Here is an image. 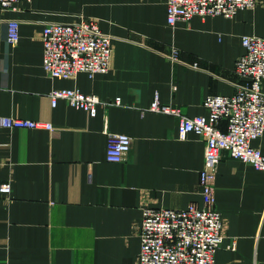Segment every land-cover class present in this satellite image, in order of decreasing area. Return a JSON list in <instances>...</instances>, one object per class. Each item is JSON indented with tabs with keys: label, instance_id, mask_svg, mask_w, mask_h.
I'll use <instances>...</instances> for the list:
<instances>
[{
	"label": "crops",
	"instance_id": "1",
	"mask_svg": "<svg viewBox=\"0 0 264 264\" xmlns=\"http://www.w3.org/2000/svg\"><path fill=\"white\" fill-rule=\"evenodd\" d=\"M82 17L112 36L110 70L47 76L45 24ZM11 19L20 21L16 44ZM245 35L264 38V0L231 18L194 16L174 27L166 0H29L5 11L0 115L56 130L0 128V184L12 187L0 192V264H137L143 207L201 205L205 140L194 132L181 139L178 117L146 109L157 94L184 116L208 115V95L231 96L244 81L235 64ZM173 48L183 62L166 57ZM75 87L100 98L96 116L64 99L52 105L54 89ZM109 134L132 137L124 161L106 160ZM252 145L264 154V134ZM215 198L224 222L216 264H264V171L223 151Z\"/></svg>",
	"mask_w": 264,
	"mask_h": 264
},
{
	"label": "built area",
	"instance_id": "2",
	"mask_svg": "<svg viewBox=\"0 0 264 264\" xmlns=\"http://www.w3.org/2000/svg\"><path fill=\"white\" fill-rule=\"evenodd\" d=\"M20 1L0 0V20L8 10H15ZM257 0H166L167 23L189 24L194 16H224L231 18L240 10L253 9ZM20 39V21H8V41ZM245 52L235 64V72L244 81L237 84L231 95H208L204 105L208 115L184 116L174 104L162 103L156 94L146 111H154L179 118L181 139L194 132L205 140L204 163L200 170L202 204L190 203L176 209L145 206L139 224L141 242L137 264H216L215 255L221 247L223 214L216 205L215 177L223 151L255 169L264 171V154L252 141L264 134V38L242 37ZM43 70L51 78L70 79L86 72L90 77L105 74L112 63V36L104 32L94 18L82 17L74 23L49 22L42 32ZM181 51L173 48L166 57L181 61ZM188 65V63H186ZM197 63L192 66L197 67ZM52 105L64 99L75 108L97 115L100 98L85 94L79 88L54 89ZM121 104V98H116ZM226 122L222 130L221 122ZM0 128L46 129L55 133L50 122L0 115ZM127 134H109L106 160L119 163L125 160L132 145ZM10 183H1L0 192L11 193ZM235 244L232 245L234 247Z\"/></svg>",
	"mask_w": 264,
	"mask_h": 264
}]
</instances>
